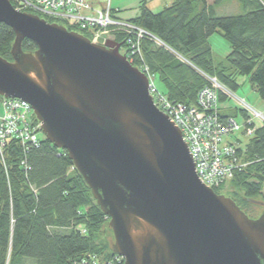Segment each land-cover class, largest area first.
<instances>
[{
    "label": "water",
    "instance_id": "water-1",
    "mask_svg": "<svg viewBox=\"0 0 264 264\" xmlns=\"http://www.w3.org/2000/svg\"><path fill=\"white\" fill-rule=\"evenodd\" d=\"M0 25L15 36L12 61L0 57V97L29 104L45 140L66 152L121 264H264V209L250 219L200 183L181 132L153 105L122 43L93 44L8 0ZM24 40L34 52L22 51Z\"/></svg>",
    "mask_w": 264,
    "mask_h": 264
},
{
    "label": "trees",
    "instance_id": "trees-1",
    "mask_svg": "<svg viewBox=\"0 0 264 264\" xmlns=\"http://www.w3.org/2000/svg\"><path fill=\"white\" fill-rule=\"evenodd\" d=\"M226 1L172 0L154 14L142 0L138 15L127 21L150 35L139 41L135 62L158 80L162 87L158 91L170 103L195 107L199 92L208 86L202 74L232 92L238 89V80L247 77L264 100V0H235L242 14L218 16L216 8ZM110 12L120 20L118 12ZM44 19L90 39L76 25ZM214 34L231 49L219 61L208 44ZM113 36L128 47L127 34ZM14 38L10 28L0 25V57L7 61H12ZM21 47L25 53L36 49L28 40ZM225 100L219 94V104ZM237 113L247 119L242 109L220 110L221 118L234 119ZM249 128L252 135L235 142L237 165L232 178L213 190L231 199L245 215V208L253 207L251 202L264 193V124ZM109 233L108 219L65 151L42 137L36 147L7 141L0 156V264L116 263Z\"/></svg>",
    "mask_w": 264,
    "mask_h": 264
},
{
    "label": "built area",
    "instance_id": "built-area-1",
    "mask_svg": "<svg viewBox=\"0 0 264 264\" xmlns=\"http://www.w3.org/2000/svg\"><path fill=\"white\" fill-rule=\"evenodd\" d=\"M8 1L17 12L76 25L86 31L90 42L96 45H104L106 39L114 40V32L127 34L130 37L125 41L128 47H123L121 54L131 66L146 76L153 105L181 132L200 183L215 190L230 181L237 159L236 146L229 142L228 138L239 132L245 137L251 136L253 129L249 126L254 124V119L264 124L261 114L251 113L252 110L243 101H239L238 104L247 114L243 126L238 125L233 118H221L218 96L220 94L226 99L232 98L231 91L220 85L216 79L203 74L208 86L199 92L195 107L170 103L155 87V77L145 66L135 62L137 54L139 55V41L150 35L127 21L112 18L109 8L96 10L83 0ZM0 108V156L10 139L17 140L23 147H36L40 140L38 135L42 136L41 125L30 105L18 99L1 98ZM114 260L116 263L108 264L122 263L119 257Z\"/></svg>",
    "mask_w": 264,
    "mask_h": 264
},
{
    "label": "rangeland",
    "instance_id": "rangeland-1",
    "mask_svg": "<svg viewBox=\"0 0 264 264\" xmlns=\"http://www.w3.org/2000/svg\"><path fill=\"white\" fill-rule=\"evenodd\" d=\"M146 3L148 0H144ZM210 2L213 0H209ZM94 2V6L98 7L103 6L107 7L110 10L114 12H118L117 16L120 20L128 21L130 19L135 18L139 13V7L141 5L142 0H92ZM99 4V5H98ZM216 12L218 16H236L243 13L242 7L240 4L235 0H228L222 5L218 6L216 8ZM63 22V21H59ZM67 22H63V24H66ZM69 24V23H68ZM64 27V26H63ZM208 44L211 47L212 54L215 61H219L224 59L231 51L229 44L219 35L214 34L208 39ZM155 87L158 90H161L162 87L159 84L158 80L155 79L154 81ZM238 89L234 92L231 91L232 98H228L224 101L225 105L229 107L230 109H242L241 106L238 104L239 101H243L244 104L251 109V113L256 112L261 114V116L264 118V100H262L252 89V86L249 82V79L247 77H242L238 80ZM0 114H1V108H0ZM235 122L243 126L244 120L242 116L237 113L235 118ZM253 123L260 124L261 122L257 119H254ZM237 135L242 142L246 140V137L243 136L242 132H239L235 134ZM39 138L42 136L39 134ZM229 139V138H228ZM256 202H261L264 204V193L262 198L255 200ZM252 203V202H251ZM253 207H247L245 208L246 214L250 215L253 218H256L260 215V211L264 209V205L255 203ZM257 219V218H256ZM108 242L109 247L111 248L113 245V237L112 234H108ZM25 264H32L30 261H27Z\"/></svg>",
    "mask_w": 264,
    "mask_h": 264
},
{
    "label": "crops",
    "instance_id": "crops-1",
    "mask_svg": "<svg viewBox=\"0 0 264 264\" xmlns=\"http://www.w3.org/2000/svg\"><path fill=\"white\" fill-rule=\"evenodd\" d=\"M83 1L86 4H88L90 7H92L93 9H96V10H105L107 8V7L105 8L103 6H100L99 4H98L99 5L98 7H95L93 4L94 2H92V0H83ZM171 2H172V0H148L147 7L152 13L156 14V13L160 12L163 8L169 6L171 4ZM110 11H112V10H110ZM219 105H220L221 112L228 111L230 109L229 107H227V105H225L224 102L219 104ZM238 139L240 140V138H238L236 135V136L228 139V141L233 143V144H236Z\"/></svg>",
    "mask_w": 264,
    "mask_h": 264
},
{
    "label": "flooded vegetation",
    "instance_id": "flooded-vegetation-1",
    "mask_svg": "<svg viewBox=\"0 0 264 264\" xmlns=\"http://www.w3.org/2000/svg\"><path fill=\"white\" fill-rule=\"evenodd\" d=\"M253 202H255V201H253ZM253 202H252V204L255 205ZM256 204H257V203H256ZM263 212H264V211H263ZM263 212H261V214H262ZM244 214H245V213H244ZM261 214H260V215H261ZM260 215H259L258 217H260ZM246 216H247L248 218H250V219H256V218H258V217L253 218V217H251V216L248 215V214H246Z\"/></svg>",
    "mask_w": 264,
    "mask_h": 264
}]
</instances>
